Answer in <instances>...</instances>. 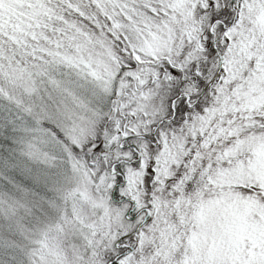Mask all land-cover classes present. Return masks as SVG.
<instances>
[{"label":"snow or ice","instance_id":"6c2138e0","mask_svg":"<svg viewBox=\"0 0 264 264\" xmlns=\"http://www.w3.org/2000/svg\"><path fill=\"white\" fill-rule=\"evenodd\" d=\"M0 264H264V0H0Z\"/></svg>","mask_w":264,"mask_h":264}]
</instances>
